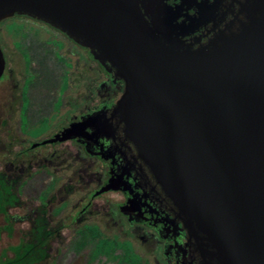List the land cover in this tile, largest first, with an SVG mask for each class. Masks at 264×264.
I'll list each match as a JSON object with an SVG mask.
<instances>
[{
	"label": "water",
	"instance_id": "water-1",
	"mask_svg": "<svg viewBox=\"0 0 264 264\" xmlns=\"http://www.w3.org/2000/svg\"><path fill=\"white\" fill-rule=\"evenodd\" d=\"M239 5L195 47L161 0H0V23L34 18L115 69L112 116L205 264H264V0ZM5 68L0 46V80Z\"/></svg>",
	"mask_w": 264,
	"mask_h": 264
},
{
	"label": "flooded vegetation",
	"instance_id": "flooded-vegetation-1",
	"mask_svg": "<svg viewBox=\"0 0 264 264\" xmlns=\"http://www.w3.org/2000/svg\"><path fill=\"white\" fill-rule=\"evenodd\" d=\"M161 1L174 9L175 21L183 24L185 38L197 47L231 24L241 0ZM44 48L29 55L30 68L35 67L42 75L47 65L43 67L41 62L52 64L47 60L51 50ZM98 64L103 74L97 82L96 101L71 116L52 137L25 140L19 131H9L11 126L6 128L0 118V142L1 125L5 134L3 158L9 163V168H1L0 161V240L2 234L18 238L0 250V256L4 250L12 256L9 247L19 244L28 233L70 237L91 226L124 240H139L137 250L143 254L156 251V258L148 257L149 264H205L177 217L173 201L126 138L124 125L112 116L124 90L123 80L116 76L115 69L109 72ZM10 84L6 100L13 90ZM69 128L70 137L61 139ZM45 145L53 147L41 148ZM92 165L95 168L88 170ZM21 178L32 180L31 194L35 196L28 199L21 189L19 200L9 203L10 188L16 183L21 186ZM110 180L117 189L100 192ZM110 193L117 199L102 200ZM106 258L99 255L92 262L100 264V259Z\"/></svg>",
	"mask_w": 264,
	"mask_h": 264
},
{
	"label": "rangeland",
	"instance_id": "rangeland-1",
	"mask_svg": "<svg viewBox=\"0 0 264 264\" xmlns=\"http://www.w3.org/2000/svg\"><path fill=\"white\" fill-rule=\"evenodd\" d=\"M60 33L57 29L24 15H14L0 23V46L6 57L5 73L0 81V118L6 128L11 126L9 131H19L17 133H21L20 137L25 140L41 141L52 137L71 116L92 106L97 99V82L103 74L101 66L91 57L88 50ZM39 47L51 50L47 60L52 64L49 65L48 61L45 63L46 60L41 62L43 67L47 65V71L43 75L36 71L35 67L30 68L29 55ZM7 82L12 83L13 90L6 100L11 85L6 84ZM3 138L5 134L1 125V168H9V163L3 158ZM49 147L53 146L45 145L41 148ZM94 168L92 165L88 170ZM116 199L111 193L102 198L112 201ZM0 224H3L2 216ZM136 230L142 231L140 228ZM17 240L16 236L8 237L2 234L0 250ZM138 245L139 240L128 238L119 247L130 252L139 264H149L148 257H157L156 251L149 250L148 254L139 252Z\"/></svg>",
	"mask_w": 264,
	"mask_h": 264
},
{
	"label": "trees",
	"instance_id": "trees-1",
	"mask_svg": "<svg viewBox=\"0 0 264 264\" xmlns=\"http://www.w3.org/2000/svg\"><path fill=\"white\" fill-rule=\"evenodd\" d=\"M31 185L30 178H21V186L16 183L10 188L13 192L8 194L7 201L13 203V199L19 200L21 189L28 199L34 197ZM124 241L111 233L95 231L91 226L70 237L28 233L19 244L9 247L12 256L7 250L1 253L0 264H90L99 255L107 257L105 260L100 259V264H139L130 252L119 247Z\"/></svg>",
	"mask_w": 264,
	"mask_h": 264
}]
</instances>
